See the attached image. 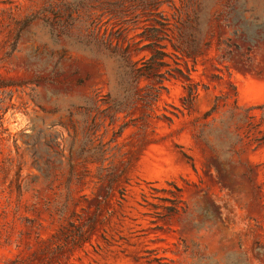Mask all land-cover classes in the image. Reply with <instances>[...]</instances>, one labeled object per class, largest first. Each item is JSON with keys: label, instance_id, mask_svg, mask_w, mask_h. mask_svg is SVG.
Returning <instances> with one entry per match:
<instances>
[{"label": "rangeland", "instance_id": "obj_1", "mask_svg": "<svg viewBox=\"0 0 264 264\" xmlns=\"http://www.w3.org/2000/svg\"><path fill=\"white\" fill-rule=\"evenodd\" d=\"M0 104V264H264V0H0Z\"/></svg>", "mask_w": 264, "mask_h": 264}, {"label": "trees", "instance_id": "obj_2", "mask_svg": "<svg viewBox=\"0 0 264 264\" xmlns=\"http://www.w3.org/2000/svg\"><path fill=\"white\" fill-rule=\"evenodd\" d=\"M170 24L164 25L161 24V26L166 27L167 30L169 28ZM160 29H154L152 31H150V35H146V41L149 42L148 47L150 48L152 55L151 57H149L147 60H144V67L137 69V73H139V77H143V76H148L151 75L155 72H158L160 70V68H162L163 66L166 65L165 60L166 58L170 55L169 53H167V45H163L161 42H163L162 37H160ZM174 48L176 50H178L179 48L176 47L174 45ZM178 48V49H177ZM127 71H130V73H134L132 71L133 68L130 67V65H128L126 67ZM179 74L184 77L189 83L188 85L185 87L187 95L184 97L183 99V103L185 105V107L187 109H191L194 102L196 101V99L199 97L200 94V85L197 83L193 82V79L191 77V71L189 70L188 75L185 74L181 69H177ZM235 97H237V90L235 88ZM222 100V97H217L214 106L212 107V109L210 111H208L205 116L204 119H208L210 117H212L214 114L218 113L219 110L221 109V103L220 101ZM236 107H238V101L236 99ZM5 110L1 104H0V114H4ZM254 117H251V119H253Z\"/></svg>", "mask_w": 264, "mask_h": 264}]
</instances>
